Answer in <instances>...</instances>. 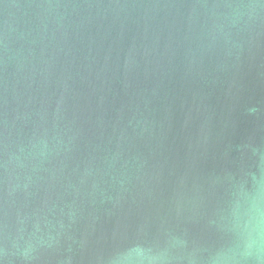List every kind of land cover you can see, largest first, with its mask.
Wrapping results in <instances>:
<instances>
[{
  "label": "water",
  "instance_id": "obj_1",
  "mask_svg": "<svg viewBox=\"0 0 264 264\" xmlns=\"http://www.w3.org/2000/svg\"><path fill=\"white\" fill-rule=\"evenodd\" d=\"M256 193L264 0H0V264H225Z\"/></svg>",
  "mask_w": 264,
  "mask_h": 264
},
{
  "label": "clouds",
  "instance_id": "obj_2",
  "mask_svg": "<svg viewBox=\"0 0 264 264\" xmlns=\"http://www.w3.org/2000/svg\"><path fill=\"white\" fill-rule=\"evenodd\" d=\"M234 219L238 244L228 250L225 264H264V194L256 193L238 202ZM146 259L147 264H156L158 257ZM138 264H145V258Z\"/></svg>",
  "mask_w": 264,
  "mask_h": 264
}]
</instances>
